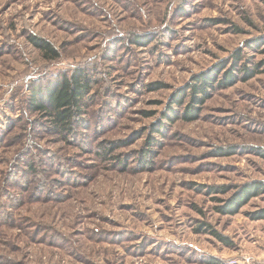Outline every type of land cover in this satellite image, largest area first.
I'll return each mask as SVG.
<instances>
[{"label": "rangeland", "instance_id": "374dc122", "mask_svg": "<svg viewBox=\"0 0 264 264\" xmlns=\"http://www.w3.org/2000/svg\"><path fill=\"white\" fill-rule=\"evenodd\" d=\"M242 66L253 76L218 86ZM74 68L96 84L64 142L26 103L33 80ZM208 71L214 89L186 121L187 85ZM179 91L184 104H169ZM101 141L124 166L96 156ZM257 149L264 0H0V264H264V188L235 214L216 210L264 186Z\"/></svg>", "mask_w": 264, "mask_h": 264}, {"label": "trees", "instance_id": "16d2710c", "mask_svg": "<svg viewBox=\"0 0 264 264\" xmlns=\"http://www.w3.org/2000/svg\"><path fill=\"white\" fill-rule=\"evenodd\" d=\"M134 40V42H137L139 39L135 37ZM31 42L45 58L49 60H55L58 58L59 55L57 51L53 49L47 41L34 37L31 38ZM235 59L239 60L238 52L235 55ZM255 68L257 69V66ZM215 71H217V69H215ZM234 71L240 74L244 72L245 76H248V78L252 77L255 73V71L249 73L245 66H242L241 68L232 67L225 73L223 80L218 83V86H228L234 82L236 78ZM216 77L217 75L214 71L200 73L195 76V83L187 85L190 90V102L183 113L182 117L184 120L190 121L194 118L197 113L196 105H201L209 96V92L214 89ZM95 84L96 80L92 77L91 72L82 68L68 69L44 83L33 80L26 103L27 109L34 113L41 114L46 119V125H41L43 130L49 129L53 133L56 132L60 136V140L66 142V139L74 135L78 128L86 126V124H82L84 122L85 112L91 106L90 104L93 96L91 92L93 91ZM185 98L186 95L184 91H179L175 94V97H173V100L170 101L169 104L180 107L184 104ZM168 109L170 112L167 114L166 118L175 120L177 116L170 105H168ZM160 127L161 124H159L153 131H159ZM155 143L154 139L150 137L146 142L147 148H142L139 152V158L144 164L143 168H145L146 165H148V168L153 165L152 159L154 154L149 147H152ZM255 151L264 158V150L257 149ZM113 152V143L101 141L96 146V156L98 158L102 160L115 159L117 161V167L120 164L124 166L123 161L121 162L119 156H110ZM30 169H32V166H30ZM125 170V167H123V171ZM263 188L264 186L261 183L245 185L237 192L231 194L230 197L223 202V205L217 207L216 210L222 214H235L237 213L238 208L242 206L248 198L258 195ZM212 189V191L217 189V191L214 192H221L222 194L228 191L225 186ZM263 217L264 214L254 216L256 219ZM200 228H202V226ZM212 233L218 236L214 231H212ZM210 263L213 262L210 261Z\"/></svg>", "mask_w": 264, "mask_h": 264}]
</instances>
